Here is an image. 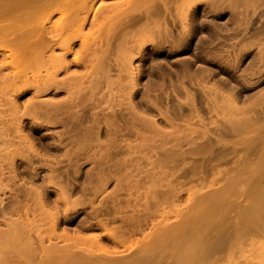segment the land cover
Wrapping results in <instances>:
<instances>
[{"label":"rangeland","instance_id":"obj_1","mask_svg":"<svg viewBox=\"0 0 264 264\" xmlns=\"http://www.w3.org/2000/svg\"><path fill=\"white\" fill-rule=\"evenodd\" d=\"M124 1L96 0L83 33L105 6ZM167 1L166 11L152 12L159 27L138 40L130 35L141 12L118 19L107 76L86 77L79 96L69 97L67 86L39 85L37 99L50 104L31 114L23 106L35 90L16 97L33 151L10 126L16 153L11 167L0 164V264L106 260L76 236L99 237L113 258L134 264H264V241L252 237L249 212L251 200L264 196V0ZM75 3L77 9L82 0ZM58 16L54 11L43 25L37 16L23 28L49 29ZM123 33L128 54L120 57ZM97 34L105 48L104 32ZM80 50L76 40L57 81L84 75L73 62ZM7 73L1 67L0 75ZM30 187L41 192L44 210ZM20 221L19 234L3 236L9 222ZM63 256L69 260L60 262Z\"/></svg>","mask_w":264,"mask_h":264},{"label":"bare ground","instance_id":"obj_2","mask_svg":"<svg viewBox=\"0 0 264 264\" xmlns=\"http://www.w3.org/2000/svg\"><path fill=\"white\" fill-rule=\"evenodd\" d=\"M72 1L73 0H0V22H7L3 28H0V55L2 56L0 70L1 67L9 69V73H7L6 76L0 75V103L3 101L8 103L7 106L5 105L7 108L2 106L7 109L3 111L8 112L3 113L0 111V138L2 136V138H6V141H1L7 150H3L4 152L0 151V164L3 163V161H9L10 167L13 165V155L16 153V147L12 139L7 138L10 126L14 127L13 132L18 140L24 141L26 143V148L33 151L32 143L23 133L19 117L23 115L24 112L30 114L35 112L40 105L47 107V105L50 104V102L45 103V101L39 102L37 99V95H39L41 89L39 85H42V89L46 86H67L66 92H68V96H75V94L79 96L86 77H90L98 72L104 73L107 76L110 67L108 45L111 34L115 30L113 28L116 26L118 19L121 18V16L123 18L128 11L141 12V14H137L138 16H134L137 18H134L135 20L133 21V23H140L137 34L130 35L132 41L138 40L141 33H150L153 31V28H158L160 25V23L155 20V14L152 12L159 7H162V9L164 8L165 10H163L166 11L169 4L167 0H126L123 2V7L119 5H111V7L105 6L100 12L99 20H94L92 31L84 34L83 27L86 24L87 16L92 9V5L96 0H82L79 8L84 11L83 15H80L79 12L83 11H78V6L77 9H75L76 6H73L76 4V0H74L75 4L73 3V5H71ZM189 3V0H180L177 6L182 7L184 5H189ZM54 11H56L59 16L49 29L23 28L29 21L40 15L44 17L41 22L42 25L49 22ZM179 16L183 17V13ZM113 19H115L114 22L111 21ZM108 20L111 22H108ZM105 21L108 22V24H106ZM70 24L75 25L71 30H68ZM101 31L104 32L103 39L105 48L101 47L102 39H99L97 34ZM125 36L126 34L123 33L122 42L117 46L118 51L116 50L120 57H124V55L128 54L124 43V40L127 39ZM47 37L56 39L58 42L50 43L49 40L46 39ZM76 40L80 41L81 50L73 56V62L83 67L84 75L72 74L71 77L69 75L70 78L57 81L55 74L58 71H66L69 68L70 64L66 61V55L72 52V47ZM55 49H59L61 54H56ZM116 58H119L118 54ZM41 72H44L43 76H41ZM9 76H11V78H9ZM98 80L96 79L95 82L93 81L95 83L93 84L96 85ZM28 88L35 90V93L32 95L34 98L31 97L30 100L27 101L23 106V113L20 114V107L16 97ZM68 100L65 104L71 103L72 99L68 98ZM51 103L58 106V104ZM53 109H55V107ZM8 120H10V122ZM28 191L34 196L35 206L44 210L41 192L32 187H30ZM258 198V200L252 199L249 205V212L253 217L250 221L254 235L252 237L264 241V196L260 195ZM76 201L74 200V202ZM44 214L54 219L53 214L46 211H44ZM9 223L12 224L11 229L6 234L2 233L7 239H9L10 236L14 237L19 234V228L22 229L24 225L21 221L20 223ZM107 236L114 243L121 244V246L126 242H124V239H115L112 232L107 233ZM67 237L66 234L64 237L62 236V238ZM84 237L85 236H76L73 238V241H75V243H80V241L84 242L85 240L86 242V240H88L90 244L91 242L94 243V247L102 252L103 255H106L103 256L106 257V260L100 257H97V259L95 257L90 264H134L133 259L131 261H123L124 259L120 260L121 258L115 259L116 256L113 258L112 255L114 254L111 255L110 252L100 244L99 237ZM130 244L132 245V243ZM135 244L137 243L135 242ZM9 247L11 248L10 245ZM26 251L28 256L33 253L29 245ZM109 255L112 256L110 257L111 259H108ZM62 259V261L61 259H59V261L64 262V259L69 260L68 257L64 256ZM213 259H215V257H213ZM211 261L214 263L215 260ZM47 263L50 264V262Z\"/></svg>","mask_w":264,"mask_h":264}]
</instances>
